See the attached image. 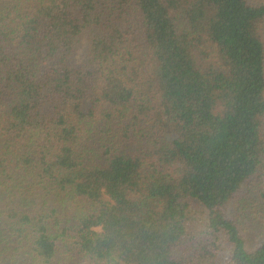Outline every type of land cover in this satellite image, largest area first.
I'll return each instance as SVG.
<instances>
[{
  "label": "trees",
  "instance_id": "16d2710c",
  "mask_svg": "<svg viewBox=\"0 0 264 264\" xmlns=\"http://www.w3.org/2000/svg\"><path fill=\"white\" fill-rule=\"evenodd\" d=\"M0 264H264V0H0Z\"/></svg>",
  "mask_w": 264,
  "mask_h": 264
}]
</instances>
